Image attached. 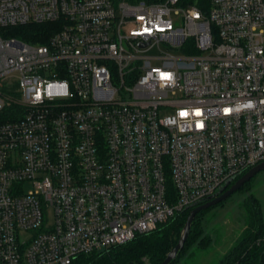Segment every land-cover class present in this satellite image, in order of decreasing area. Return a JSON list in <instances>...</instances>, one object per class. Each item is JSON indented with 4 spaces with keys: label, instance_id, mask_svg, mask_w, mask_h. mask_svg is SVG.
Segmentation results:
<instances>
[{
    "label": "built area",
    "instance_id": "obj_1",
    "mask_svg": "<svg viewBox=\"0 0 264 264\" xmlns=\"http://www.w3.org/2000/svg\"><path fill=\"white\" fill-rule=\"evenodd\" d=\"M208 1L0 0V264L123 244L264 162V0Z\"/></svg>",
    "mask_w": 264,
    "mask_h": 264
},
{
    "label": "trees",
    "instance_id": "obj_2",
    "mask_svg": "<svg viewBox=\"0 0 264 264\" xmlns=\"http://www.w3.org/2000/svg\"><path fill=\"white\" fill-rule=\"evenodd\" d=\"M179 3L181 5L194 4L201 11H206L209 7L208 0H179ZM52 26L53 24L50 22L26 23L10 27L9 30L11 35L23 40L44 43L53 30ZM253 204H255L254 199H252L248 221L235 242L218 261L212 264L264 263V224L260 209ZM189 210H183L156 228L139 233L123 244L114 245L98 252L80 254L70 264H159L176 243ZM201 212L202 210L195 214L183 248L169 264H184L179 261L178 257L190 242L196 241L201 249H207L211 245V238L201 234Z\"/></svg>",
    "mask_w": 264,
    "mask_h": 264
},
{
    "label": "rangeland",
    "instance_id": "obj_3",
    "mask_svg": "<svg viewBox=\"0 0 264 264\" xmlns=\"http://www.w3.org/2000/svg\"><path fill=\"white\" fill-rule=\"evenodd\" d=\"M160 49L174 55L181 54L177 49H166L162 43L146 53L157 55ZM252 199L255 202L253 205L260 209L264 224V168L257 171L245 185L228 197L202 210L200 213L201 234L211 238V247L201 249L196 241L190 242L179 255V261L184 264H212L218 261L232 246L248 221Z\"/></svg>",
    "mask_w": 264,
    "mask_h": 264
},
{
    "label": "water",
    "instance_id": "obj_4",
    "mask_svg": "<svg viewBox=\"0 0 264 264\" xmlns=\"http://www.w3.org/2000/svg\"><path fill=\"white\" fill-rule=\"evenodd\" d=\"M264 168V162L255 164L250 167L243 174L235 178V176L229 178L216 192L210 196L209 198L198 201L189 205L188 207L192 208L189 210V213L185 219L184 225L180 231V235L176 241V243L172 246V248L167 252L164 259L159 264H169L179 253V251L183 248L185 241L187 240L190 227L194 216L200 210H203L211 205H214L226 197H228L232 192L240 188L245 182H247L257 171Z\"/></svg>",
    "mask_w": 264,
    "mask_h": 264
}]
</instances>
